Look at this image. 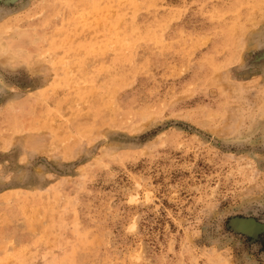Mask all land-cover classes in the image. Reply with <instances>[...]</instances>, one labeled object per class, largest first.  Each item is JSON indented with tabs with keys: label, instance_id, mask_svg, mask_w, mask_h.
Returning a JSON list of instances; mask_svg holds the SVG:
<instances>
[{
	"label": "rangeland",
	"instance_id": "rangeland-1",
	"mask_svg": "<svg viewBox=\"0 0 264 264\" xmlns=\"http://www.w3.org/2000/svg\"><path fill=\"white\" fill-rule=\"evenodd\" d=\"M0 264H264V0H0Z\"/></svg>",
	"mask_w": 264,
	"mask_h": 264
}]
</instances>
